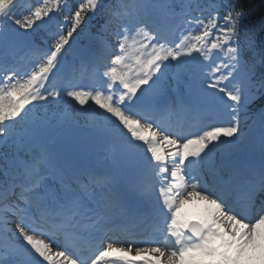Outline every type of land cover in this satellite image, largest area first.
Masks as SVG:
<instances>
[{"label": "snow or ice", "instance_id": "obj_1", "mask_svg": "<svg viewBox=\"0 0 264 264\" xmlns=\"http://www.w3.org/2000/svg\"><path fill=\"white\" fill-rule=\"evenodd\" d=\"M250 5L0 0V264H264Z\"/></svg>", "mask_w": 264, "mask_h": 264}, {"label": "trees", "instance_id": "obj_2", "mask_svg": "<svg viewBox=\"0 0 264 264\" xmlns=\"http://www.w3.org/2000/svg\"><path fill=\"white\" fill-rule=\"evenodd\" d=\"M68 3L70 5H74L77 3V0H68ZM250 6H254L255 8L254 16L259 17L261 13H264V0H251ZM62 107H64V104L54 103L47 105L43 110L46 112H58L62 109Z\"/></svg>", "mask_w": 264, "mask_h": 264}, {"label": "bare ground", "instance_id": "obj_3", "mask_svg": "<svg viewBox=\"0 0 264 264\" xmlns=\"http://www.w3.org/2000/svg\"><path fill=\"white\" fill-rule=\"evenodd\" d=\"M221 119L226 121L228 118L226 115H224L221 117ZM186 211L188 212L189 215L194 216L199 211V207L197 204H190V205L186 206Z\"/></svg>", "mask_w": 264, "mask_h": 264}, {"label": "rangeland", "instance_id": "obj_4", "mask_svg": "<svg viewBox=\"0 0 264 264\" xmlns=\"http://www.w3.org/2000/svg\"><path fill=\"white\" fill-rule=\"evenodd\" d=\"M72 60V57H70L67 62L69 64V67H72L73 65V62L71 61ZM57 103H62V104H66L67 107L63 109V111H70L71 110V106L68 105L64 99H61L60 101H58ZM49 116H52L53 114H56V113H47Z\"/></svg>", "mask_w": 264, "mask_h": 264}]
</instances>
